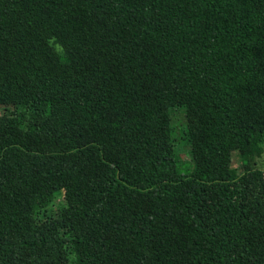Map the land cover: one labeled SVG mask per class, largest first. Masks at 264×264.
<instances>
[{
	"label": "trees",
	"instance_id": "trees-1",
	"mask_svg": "<svg viewBox=\"0 0 264 264\" xmlns=\"http://www.w3.org/2000/svg\"><path fill=\"white\" fill-rule=\"evenodd\" d=\"M263 142L264 0H0V264H264Z\"/></svg>",
	"mask_w": 264,
	"mask_h": 264
},
{
	"label": "rangeland",
	"instance_id": "rangeland-1",
	"mask_svg": "<svg viewBox=\"0 0 264 264\" xmlns=\"http://www.w3.org/2000/svg\"><path fill=\"white\" fill-rule=\"evenodd\" d=\"M168 103L172 106L185 102L186 94L184 83L181 78H171L167 80ZM127 103L125 96L95 97L87 96L85 104L79 105L76 119L83 125L86 131L116 128L122 125L124 112ZM261 154L253 159V168L264 173V142L261 144ZM238 156L233 162V167L237 168ZM34 192L38 193L47 190L44 181L37 179L33 181Z\"/></svg>",
	"mask_w": 264,
	"mask_h": 264
}]
</instances>
